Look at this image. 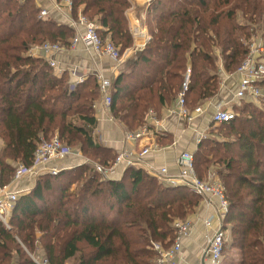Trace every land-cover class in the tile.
I'll return each instance as SVG.
<instances>
[{"label": "trees", "instance_id": "trees-1", "mask_svg": "<svg viewBox=\"0 0 264 264\" xmlns=\"http://www.w3.org/2000/svg\"><path fill=\"white\" fill-rule=\"evenodd\" d=\"M149 5L151 39L128 71L113 80L111 92V112L130 130L140 128L150 110L176 101L188 66L187 105L193 109L219 90L215 52L234 74L253 31L264 42V0H151ZM80 6L121 54L133 45L130 0H73L74 12ZM42 9L37 0H0V137L5 141L0 184L9 183L16 171L6 159L32 165L41 140L56 130L69 146L76 135L82 137L93 153L88 163L40 175L31 191L20 195L9 226L0 220V264H35L31 255L39 242L49 264L69 259L76 264H157L153 243L164 246L169 240L172 245L174 221L194 213L201 196L184 185H166L141 168L128 167L118 180L97 172L92 162L110 167L117 157L94 141L100 84L93 77L70 88L49 62L30 53L45 43L67 46L75 35L51 14L41 16ZM256 106L244 102L232 121L212 130L221 126L226 136L207 137L194 152L201 178L219 165L230 203L223 264H264V110ZM242 116L247 125L239 126ZM227 247L237 251V261L227 260Z\"/></svg>", "mask_w": 264, "mask_h": 264}, {"label": "crops", "instance_id": "crops-1", "mask_svg": "<svg viewBox=\"0 0 264 264\" xmlns=\"http://www.w3.org/2000/svg\"><path fill=\"white\" fill-rule=\"evenodd\" d=\"M130 1L132 6L128 11V18L134 43L123 53L121 62L117 68L115 60L110 56L99 54L94 50L88 49L83 44H77L73 47L71 45V40L69 45L63 46L64 49L57 51L52 55L45 54L41 49V45H35L30 53L42 57L49 62V64L54 60L57 66L54 67L50 65L53 73L60 78L66 77L68 87L70 88H74L78 83L93 77L98 80L99 84H101L99 79L100 76L112 80L113 84V80L120 73L128 71L131 64L138 58L148 42L142 38L138 39L135 33L138 24V12L140 9L146 8L145 15L147 20L145 30L147 32V38L149 40L151 39L148 25V12L151 1ZM37 2L43 8H47L50 12L49 14L55 17L57 21L69 25V27L76 31V29L71 26V19L77 18L79 13H84L83 6H80L77 9V12H74L73 10L70 15L68 13L69 11H67V5L64 2H60V0H37ZM56 5H59L61 9L58 10ZM217 52V62L220 75L219 90L214 96L199 103V105L204 106L205 111L204 113L197 115L193 122L188 123L185 118L176 112V110L174 111L176 101H173L166 104L158 112L156 111V118L159 120V124H151L148 133L141 141L126 142L125 134L126 131L130 129H128L123 122L114 117L110 106L105 104L103 94L100 91V96L94 102V112L98 120V124L93 133L95 143L104 148H111L116 153V156L122 152L125 147H128L135 154H139L144 148L150 146L151 149L149 153L143 156L142 160H140L135 167L144 169L152 176H155L157 170L161 167H167L172 174H175L178 170L176 160L179 154L185 150L195 152L197 149L198 144L196 143V140L198 132H206L208 137L219 139V136H216L212 131L218 126V124L214 123L212 120V116L217 107L221 105L224 108L233 109L236 112V109L246 102L237 100L235 97V92L237 91L240 82V75L237 72L234 74L228 73L224 67L222 57H219L220 51ZM81 78H84V80L81 81ZM253 104L258 106L257 103ZM147 119L145 122H149ZM57 132H59V130H57ZM154 144H158L159 147H157V149L154 148L156 146L152 147ZM4 147L5 141L0 137V154ZM71 160H73L77 166L88 163L90 158L78 153L70 156L63 161L62 164L65 165ZM6 162L16 164V166L21 163L15 162L12 159H6ZM127 168L128 167H125L123 164H120L115 168L112 174H108V177L104 179H121ZM38 177L31 174L24 180L16 183L12 181V178L9 182L10 184H7H9L11 189L18 191L20 195H22V193L26 194L31 191L34 186L32 180L33 178ZM158 180L162 182L161 179ZM212 213L213 210L208 208L201 198L200 204L195 212L188 216L193 218L190 235L183 239L181 251L175 260L169 262V264H211L210 260L205 255L207 236L213 233V230L217 227V221L211 228H209L205 224V219Z\"/></svg>", "mask_w": 264, "mask_h": 264}, {"label": "built area", "instance_id": "built-area-1", "mask_svg": "<svg viewBox=\"0 0 264 264\" xmlns=\"http://www.w3.org/2000/svg\"><path fill=\"white\" fill-rule=\"evenodd\" d=\"M60 2H64L67 5V11H69L68 13L71 15L73 11V0H60ZM56 8L58 10L61 9L59 5H56ZM49 13L47 8H43L41 16H48ZM71 26L76 29L75 35L71 39V45L73 47L77 44H83L88 49L94 50L99 54L108 55L115 60L117 68L123 54H121L119 48L113 44L110 38H102L99 32L100 25L98 22L91 20L85 13H79L77 18L71 19ZM253 32L250 40L247 41L248 53L237 69V73L240 75V82L235 92V97L240 101L259 104L260 102H264V87L262 85L264 81V42L257 31ZM41 46V49L47 55H52L64 49V47L58 43H45ZM50 65L54 67L57 66L54 60L50 62ZM99 79L104 102L107 106H110L112 102V80L104 78L103 76H100ZM83 80L84 78H81V81ZM191 82L192 68L188 66L184 73L182 88L178 93L174 108V111L176 110V112L185 118L188 123L193 122L197 115L205 111L203 105H198L193 109H190L187 105V93L190 89ZM156 115L154 109L150 110L148 113L149 117L147 116L149 122H145L138 130L126 131V142L141 141L148 133L151 124H159ZM236 115L237 113L233 109L224 108L219 105L212 116V120L216 124H221L232 121ZM206 136V132H198L196 143L199 144ZM152 147L157 149L159 146L158 144H154ZM150 149L151 147L148 146L139 154H135L128 147H125L122 152L117 155L113 165L110 167L103 166L97 162L92 163L97 172L106 178L108 174H112L115 168L120 164H123L125 167H135V165L142 160V157L149 153ZM74 154H76V151H74L71 146L64 143L58 135L50 139L43 138L35 151L33 164L26 166L23 163H19V165L16 166L12 181L15 183L22 181L31 174H34L36 177L46 173L58 174L65 169L62 162ZM176 163L178 170L175 174H172L169 168L161 167L157 170L155 176L169 186L184 185L189 187L196 194L201 196L204 204L208 208L213 210V213L205 219V224L207 227L211 228L217 221V227H215L212 234L207 236L205 255L208 257L211 264H221L224 258L225 243L228 239V228L224 226V222L230 208L225 188L222 182L214 178L211 173L207 179H203L198 175L194 152L187 150L183 151L177 157ZM9 184H0V220L7 226H9V219L20 197V193L11 189ZM192 225L193 218L191 217L184 220L177 219L174 221L176 237L171 247L165 248L160 242L153 243V249L159 254L156 260L157 264H169V262L175 260L182 249L183 239L190 235ZM32 258L35 264H49L47 258H36L34 256H32ZM14 264L20 263L16 262Z\"/></svg>", "mask_w": 264, "mask_h": 264}, {"label": "rangeland", "instance_id": "rangeland-1", "mask_svg": "<svg viewBox=\"0 0 264 264\" xmlns=\"http://www.w3.org/2000/svg\"><path fill=\"white\" fill-rule=\"evenodd\" d=\"M241 20V19H240ZM250 24V23H249ZM251 25V24H250ZM252 26V25H251ZM255 29H257V27H254ZM258 34H259V36L260 35H262L259 31L257 32ZM217 53L218 52H215V54L217 55ZM218 56V55H217ZM219 57H220V55H219ZM257 107V106H256ZM257 108H259V109H261V110H264V102H260L259 104H258V107ZM238 113V112H237ZM242 118V120L239 122V126H244V125H247V123H246V121L244 120V116H242L241 117ZM72 120H73V122H76V123H78V120H77V118L76 117H72L71 118ZM250 126H252V125H250ZM249 127V126H248ZM222 128H221V126H219L218 128H217V131H214V133H215V135L216 136H218L219 135V138L220 139H223V137L224 136H226L225 135V132L224 133H222ZM55 135H58L59 137H60V133L59 132H57V130L55 131V132H53L52 134H50V136L51 137H54ZM231 136H233V135H231ZM208 136H206L205 138H203L202 139V141L204 140V139H206ZM210 138H213V137H210ZM66 138H64L63 139V141L64 142H66V140H65ZM216 139H218V138H216ZM72 148H73V150L74 151H76V154H78V153H80L81 155H85L86 157H90L91 156V154L93 153V152H91L90 150H88L86 147H85V142H84V139L82 138V137H80V136H78V135H76L74 138H73V142L71 143V145H70ZM73 160H71L70 162H67L64 166H65V168H75V167H77V166H79V165H75V163L73 162ZM16 165V164H15ZM219 169H220V167H219V165H217V164H214L213 165V169L211 170V174H212V176L214 177V178H216V179H218V180H220L221 181V178L219 177V174H218V171H219ZM36 180H37V178H33V180H32V184L33 185H35V183H36ZM77 187V183H74L73 185H72V187H71V191H73V190H75V188ZM23 194V193H22ZM11 218V217H10ZM10 220V219H9ZM230 225H228V233H227V238H229V234H230ZM38 235H40L39 233H38ZM227 241H228V239H227ZM43 244L41 243V242H39L38 243V245H37V248H38V252L37 253H35V254H33L32 253V255H31V257L32 256H34V257H36V258H42L43 256L44 257H46V253L44 252V248H43V246H42ZM164 247L165 248H169V247H171V245H170V241L169 240H166L165 241V243H164ZM82 248L84 249V250H86L85 252H90V250L88 249V248H86L84 245H82ZM226 250V252H225V256L227 255V260L228 261H231V260H233V261H237L238 259H239V254L237 253V251H235V250H232V249H229L228 247L225 249ZM235 251V252H234ZM224 260H225V258H223V261H222V263L221 264H223V262H224ZM17 263H20L19 262V260H17L16 261ZM15 262V263H16ZM65 264H76V260L75 259H69V260H67L66 261V263Z\"/></svg>", "mask_w": 264, "mask_h": 264}, {"label": "water", "instance_id": "water-1", "mask_svg": "<svg viewBox=\"0 0 264 264\" xmlns=\"http://www.w3.org/2000/svg\"><path fill=\"white\" fill-rule=\"evenodd\" d=\"M146 9V8H145ZM145 9H140L139 10V16H138V24H137V28H136V37L138 39H143V40H147L149 41V39L147 38V32H146V15H145ZM137 13V14H138Z\"/></svg>", "mask_w": 264, "mask_h": 264}]
</instances>
